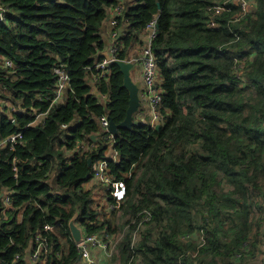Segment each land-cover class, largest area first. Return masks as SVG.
<instances>
[{
    "label": "trees",
    "instance_id": "1",
    "mask_svg": "<svg viewBox=\"0 0 264 264\" xmlns=\"http://www.w3.org/2000/svg\"><path fill=\"white\" fill-rule=\"evenodd\" d=\"M225 1L0 0L9 8L0 21V140L22 134L14 148L0 149V188L15 191L12 207L0 212V264L26 257L46 224L54 231L44 233L49 251L41 264H76L69 227L76 212L88 233L105 227L118 232L145 209L152 219L139 228L134 246L136 226L126 232L113 264L256 262L264 246V0H252L256 9L236 22L240 7L229 1V11L214 15L219 26H210L208 8ZM122 2L116 17L118 29L125 27L120 58L157 20L152 48L162 77L163 119L158 129L141 123L119 129L121 157L110 163V173L126 181L127 196L111 218L93 225L100 213L96 188L83 185L107 154L98 118L107 113L120 124L130 96L115 63L110 79L99 85L110 100L100 103L90 67L103 58V27ZM4 58L14 66L5 67ZM60 64L73 91L50 109L44 125H29L48 108L50 101L38 97L54 96ZM63 123L70 124L67 130ZM84 138L96 147L80 155L75 149ZM52 166L60 175L49 179Z\"/></svg>",
    "mask_w": 264,
    "mask_h": 264
},
{
    "label": "built area",
    "instance_id": "2",
    "mask_svg": "<svg viewBox=\"0 0 264 264\" xmlns=\"http://www.w3.org/2000/svg\"><path fill=\"white\" fill-rule=\"evenodd\" d=\"M231 3L235 2L240 7L238 12L232 18L233 22L241 20L249 12H252L251 4L252 0H229ZM216 3L210 6L208 9L213 13V17L210 21V26L217 27L219 23L215 19L214 15L221 14L223 12L229 11L228 2ZM9 8L2 3H0V21H4ZM124 11V3L122 2L115 8L110 10V41L108 43V55L109 58L104 57L102 60L96 62L92 67V74L89 78V83L92 85V92L94 97L98 99L100 103H108L110 100L109 95L102 93L100 90V84L103 81H108L112 75V65L115 64L117 60H124L126 62H131L134 66L141 67V77L142 85L140 88V97L142 103L148 106L149 113H142L141 110L135 115V119L138 124L147 125L149 127L155 128L157 124L163 119L161 113V103L163 98V88H162V77L158 67L157 56L155 55L152 44L153 40L157 35L158 27L157 20H151L146 26L142 33V42L136 44L133 49H131L124 58H120L119 54L123 49V46L119 43V38L123 35L125 27L122 28V33L120 34V29H118L117 16L122 14ZM128 25V22L125 23ZM104 52V51H103ZM3 65L7 68H12L14 63L8 58H4ZM241 61H236L237 71L241 68ZM54 73L56 75L54 96L52 98L39 96L40 101H50L48 108L45 111L39 112L34 120L29 124L32 126L44 125L46 119L48 118L49 111L52 107L62 104L68 92L73 91L71 76L69 71L63 64L55 67ZM240 76V74H238ZM1 107H7L10 111H16V107L13 104L1 103ZM100 131L102 132V138L106 141L107 154L106 157L97 160L93 164V169L91 172L90 180L84 184L85 190H90L96 188L95 192V205L98 206L100 213L97 215L96 219L91 223L96 224L97 219H107L111 218L113 213L119 210L126 199L127 196V183L124 179L116 180L114 176L110 173V163H118L120 161V153L115 148L117 143L116 134L110 130V117L107 113L101 115L98 118ZM69 123H63L61 128L67 130L69 128ZM22 137L21 133L9 134L0 140V149L4 146L9 145L14 148L18 139ZM60 139L62 141L66 140L65 135H61ZM96 140V139H95ZM96 147L95 143H92L87 138H84L76 146L75 151L80 155H84L86 151ZM42 162H39V166ZM13 171L15 173V178H18L19 168L15 164L13 166ZM60 175L58 168L52 166L47 172V177L49 179H54ZM15 194L13 189H1L0 188V198L2 201V206L0 212H6V210L12 207V196ZM101 197L106 201L103 206L100 202ZM100 198V199H99ZM23 211L19 212V219L22 218ZM152 219V212L145 209L137 214V216L127 224L123 230L115 232L109 230L105 227L102 230L88 233L85 228L83 229V237L81 241L75 242V245L79 252L78 263L76 264H113L115 257L118 254V247L122 239L124 238L126 232L135 225L132 234V246L136 242V233L139 228L146 222ZM54 231V226L46 224L44 231H40L36 234L32 241L31 248L26 257L16 256L11 264H23L21 260L26 261L27 264H41L42 257L48 253V237L45 232ZM191 237V236H190ZM203 240V235L200 236ZM130 264V263H129Z\"/></svg>",
    "mask_w": 264,
    "mask_h": 264
},
{
    "label": "water",
    "instance_id": "3",
    "mask_svg": "<svg viewBox=\"0 0 264 264\" xmlns=\"http://www.w3.org/2000/svg\"><path fill=\"white\" fill-rule=\"evenodd\" d=\"M121 33L122 28L120 29V34ZM107 51L108 45H106L105 51L102 55L109 58ZM115 63L121 68V71L124 75V87L129 91L130 96L129 107L127 109L125 119L120 124H117L112 119H110V130L113 133L118 134L120 128L131 129L133 126L138 125V121L135 119V115L139 111L142 105V101L140 97V86L133 80L131 75V72L134 69V64L131 62H126L124 60H117ZM159 127L160 124H157L156 128L158 129ZM92 138L95 140L96 136L93 135ZM89 162H91V159H89ZM78 215L79 213L76 212V214L71 218L69 222L72 239L75 242L81 241L83 237V229L77 223Z\"/></svg>",
    "mask_w": 264,
    "mask_h": 264
},
{
    "label": "crops",
    "instance_id": "4",
    "mask_svg": "<svg viewBox=\"0 0 264 264\" xmlns=\"http://www.w3.org/2000/svg\"><path fill=\"white\" fill-rule=\"evenodd\" d=\"M251 9L254 11L256 9V6H255V3L252 2L251 4ZM110 31H111V26H110V16H109V19L107 20V22L105 23L104 27H103V34H104V39H106V42H107V45L110 41ZM105 51V50H104ZM104 53V52H103ZM102 53V54H103ZM131 75H132V78L133 80L140 86L141 88V85H142V77H141V67L140 66H134V69L132 70L131 72ZM140 110L142 113H145L148 114L149 113V109H148V106L145 104V103H142L141 107H140ZM139 110V111H140ZM97 138V137H96ZM86 185V183H85ZM84 187V185H83ZM255 260L257 261L258 260V256L255 257ZM263 263V262H261ZM264 264V263H263Z\"/></svg>",
    "mask_w": 264,
    "mask_h": 264
},
{
    "label": "rangeland",
    "instance_id": "5",
    "mask_svg": "<svg viewBox=\"0 0 264 264\" xmlns=\"http://www.w3.org/2000/svg\"><path fill=\"white\" fill-rule=\"evenodd\" d=\"M78 122H79V120L75 119L74 124H77ZM100 202L103 206L106 204V201L103 199V197H101ZM261 262L264 263V246L262 247V250L258 253V260L256 262H254V264H263Z\"/></svg>",
    "mask_w": 264,
    "mask_h": 264
}]
</instances>
